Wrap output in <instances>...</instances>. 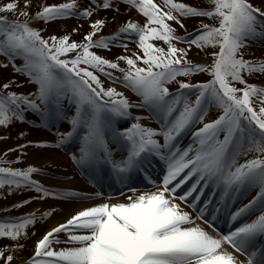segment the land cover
<instances>
[{"label":"snow or ice","instance_id":"1","mask_svg":"<svg viewBox=\"0 0 264 264\" xmlns=\"http://www.w3.org/2000/svg\"><path fill=\"white\" fill-rule=\"evenodd\" d=\"M121 2L141 14L144 22L129 20L108 35H101L108 21L96 19L79 42L69 34L44 38L42 30L31 26L30 21L90 18L99 8H114L119 13L114 0H89L82 9L78 0L41 5L32 16L27 11L30 0H24L23 8L17 2L0 5V56L8 62L0 63V67L11 64L15 72L35 85V91L28 95L8 91L14 82L0 87V126L24 122V113L31 111L40 116L44 127L51 128L53 118L57 123L63 118L61 105L67 99L75 106V114L68 120L71 131L57 132L55 145L38 146L60 147L78 139L79 155L72 154V162L90 171L109 165L117 182L125 186L144 170L152 155L166 166L160 184L147 177L152 190L131 188L130 195L120 193L122 202H112L111 193L105 198L102 191L90 195L89 199L100 198L101 202L75 212L48 230L21 264H264V86L248 82V77L264 73V59L244 58V49L251 42L264 40V0L262 6L250 0H207L203 8L176 0H163L162 5L154 0ZM8 14L14 18L9 19ZM180 17H208L215 23H201L195 34L178 36L169 21L183 28ZM132 41L138 52L119 55L115 61L93 51L122 47L127 52ZM151 41H163L167 47ZM173 41L187 43L189 48H178ZM191 46L201 51L211 48L210 61L188 60ZM17 59L22 61L20 65L15 63ZM121 61L127 68L120 67ZM107 69L118 70L122 78ZM96 73L122 83L139 97L137 104H131L116 88H105ZM194 73H206L209 79L199 83L177 79ZM173 82L178 84L176 92H170L167 86ZM133 106L146 109L150 115L144 119L154 118L159 129L134 123L123 132L116 131L113 119L129 116ZM211 108L219 115L205 123ZM198 123L202 126L192 132V142L180 148L179 138ZM107 133L126 149V156L119 160L113 157L105 139ZM156 137H162L163 143ZM250 153L255 157L237 165L240 156ZM18 160L0 158V188L7 186L9 193L34 190L38 199L79 195L44 187L32 178L42 170L31 165L11 167ZM185 170L183 179L172 186ZM193 176L196 182L177 195V189ZM202 182L205 187L211 184L222 189L218 204L242 190H256L247 204L231 212L232 226L226 233L215 227L220 207L210 211L211 199L200 203L203 188L198 189V185ZM51 215L49 210L39 218ZM253 216L250 222L245 219L236 226L241 218ZM37 219V213L32 212L0 222V238L16 242L0 248L3 264H11L12 253L24 247L19 240L27 236V227ZM61 234H65L63 238ZM57 245L64 246L57 249Z\"/></svg>","mask_w":264,"mask_h":264},{"label":"rangeland","instance_id":"2","mask_svg":"<svg viewBox=\"0 0 264 264\" xmlns=\"http://www.w3.org/2000/svg\"><path fill=\"white\" fill-rule=\"evenodd\" d=\"M9 2H17L20 8H23L24 0H0V5L9 3ZM68 0H30V6L28 7L27 11L29 12V15L32 16L35 14L36 11L39 10V7L41 5H52V4H61L66 3ZM79 5L81 9L88 5L89 0H78ZM154 2L158 5H162L163 0H154ZM178 3H185L190 6L194 7H207V0H176ZM251 3H253L255 6H262V0H250ZM114 5L119 7V13H117L114 8L111 9H103L99 8L97 9L93 15L90 18H78L76 16H70L68 18L63 19H57L52 22L44 23L42 21H38L41 25L42 36L44 38H48L49 36L56 35L61 36L65 34L70 35V39L76 40L79 42L83 35L89 31V24L96 20V19H105L108 21L107 25L101 30V35H108L110 32L114 31L118 28V26L124 22H127L129 20H133L138 23L144 22V17L139 14L134 8H131L129 5L122 3L121 0H114ZM166 10V9H165ZM9 19H13L12 14H8ZM119 16H121L123 19L120 21L116 27H114L116 20L119 19ZM23 19V18H21ZM184 27H180L175 22L169 21L171 26L175 29V34L178 36H184L188 33L195 34L196 30L200 27L201 23L205 24H214L215 21L208 18V17H180ZM36 21V20H31ZM30 21V24H31ZM32 26V25H31ZM110 26V28H108ZM34 27V26H33ZM73 29H76V32H73ZM111 29V31H109ZM109 31V32H108ZM152 43L156 44L158 47H164L166 49L167 45L163 41H151ZM173 43L176 44L178 48H189L188 44H181L179 42L173 41ZM93 51H96L97 54L104 56L105 58L109 60H116V57L119 55H129L131 56L133 52H138L136 48V44L134 41L128 43V50L127 52L125 49L119 47H111L110 50H104V49H93ZM213 50L211 48H208L206 51H201L197 49L195 46H191L187 53V59L191 60L193 62H200L203 63L205 61H210L211 56L209 53H211ZM142 55V53H138ZM244 58L245 59H251V60H261L264 59V40L257 39L250 43V47H247L244 49ZM0 63H8L5 57L0 56ZM17 65H20L22 61L20 59H17L15 61ZM138 66L145 67L141 62H138ZM121 68H127V65L124 62H120ZM107 71H110L114 77H121L122 73L118 70H111L107 69ZM99 75V78L105 88L113 87L112 85L118 84L119 86H123L120 82H114L112 79L103 76L102 74L96 73ZM178 80H182L185 82H191V83H199V82H206L209 77L206 73H194L190 77H178ZM14 82L12 83L11 87L8 89V91H13L17 94H23L28 95L29 93H32L35 91V85L29 83L27 76L15 72L11 66V64L8 65V67H0V87H2L3 84ZM249 83H254L260 86H264V73H258L254 74L250 77H248ZM169 88V91L171 92L174 87H178V84L173 82L167 85ZM239 87L240 85H236ZM124 87V86H123ZM129 90V89H128ZM130 91V90H129ZM131 96L139 101V97H137L133 92L130 91ZM191 99H195V94L193 93L191 96ZM72 104H69L67 99H65L62 102L61 108L62 112L64 113L69 109V106ZM26 113V112H25ZM69 114L68 112L65 113V115ZM64 115V114H63ZM219 115L218 111L215 108H211L208 112V114L204 118V122H210L217 118ZM27 119L25 118L24 122L21 121H13L11 125L8 127L0 126V137H7V139H0V158L5 160H13L16 161L17 158H19L18 162L13 163L11 167L14 168H26V165H24V153L23 150H17V151H11L9 152L8 149H15L18 145H24L28 144L29 142L25 143L23 142L26 137V130H27ZM138 123V120L136 118H130L127 117H115L113 119V125L118 132H123L126 129L130 128L132 124ZM70 123L67 122V120H64L61 118L59 122L57 123L55 118L51 121V128H46V135L44 136V141L48 142V145H54L57 142V135L56 133H67L71 131V127L69 126ZM118 126V128H117ZM202 124H196L194 127H201ZM159 129V127L157 128ZM21 133H25L24 136H21ZM83 135V133H81ZM105 139L107 141V144L110 146H113L114 142L112 141L111 134L107 133L105 135ZM220 139H223V134L220 135ZM77 141V140H76ZM65 155L63 154L62 150L59 149L58 152L65 157V164L69 168H74L75 164L71 160V155L76 154L79 155V144L76 143L72 145L70 148L69 146H65ZM68 149V150H67ZM126 156L125 152H120V155L118 156L116 160L121 159L122 157ZM255 157V153H250L247 156H240L237 160V165L244 163L246 160L252 159ZM70 161V162H69ZM71 163V164H70ZM8 166V165H4ZM131 194V192H129ZM38 193H36L34 190H24V189H17L13 190L11 193H9L7 186L4 188H0V217L1 216H8L12 219L25 216L26 214L31 213V207L34 206L37 202ZM23 201H29V203L24 204ZM20 204V207H14V205ZM38 219L34 223V225H29L26 229L27 236L21 237L19 240V243L24 245L22 249H19L12 253L14 259L12 260L11 264H21V261H19L20 257H24V259H27L31 256V248L34 243V241L37 239L38 235H40L44 231V221L45 218H39L40 215H37ZM11 219V220H12ZM16 242L8 239V238H0V248H3L5 246L11 247ZM8 253L5 252V256ZM23 259V260H24ZM0 264H3V259L0 258Z\"/></svg>","mask_w":264,"mask_h":264},{"label":"bare ground","instance_id":"3","mask_svg":"<svg viewBox=\"0 0 264 264\" xmlns=\"http://www.w3.org/2000/svg\"><path fill=\"white\" fill-rule=\"evenodd\" d=\"M122 17L119 16V19L116 20V23L114 27L117 26V24L122 21ZM31 24L36 27L41 29V25L38 21H31ZM110 28V26H108ZM111 31V29H109ZM108 31V32H109ZM118 92H122L125 97L128 98L131 104L135 105L137 104L138 100L134 99L130 91L126 89L123 86H119L118 84L112 85ZM68 111V115H63L64 120H69L75 113V106L72 104ZM64 112V111H63ZM132 115L135 117H140L141 119L138 120V123H140L142 126L145 127H150L153 129H157L160 127V124L155 121V119H144L145 117H149V112L140 107H130L129 109V116L132 117ZM25 118L27 119V130H26V137L23 142L27 143L29 142L26 148L23 149L24 153V165L28 167L29 165L34 166L36 168H39L42 170V173H34L32 175V178L35 180H38L44 187L49 188L54 191H70V192H75L78 193L79 195L76 197L68 198V199H60V198H54L53 196H48L43 199H38L37 202L34 206L31 207V213L36 212L37 215H41L45 211L52 210V215L49 217L45 218V221L43 223L44 225V231L38 235L37 239L34 241L32 248H31V255L34 251V245L35 242L38 241L42 236L50 230L52 227L57 226L60 223L65 222L71 215L75 214V212L82 210L85 207L92 206L95 203L101 202L100 198L97 199H89L88 197L92 194H94L97 191H102L105 194V198L108 197V194L111 193V199L112 202H117L123 201L124 196H116V192L121 191L124 186L118 190H113L111 191H104L102 188L94 189L91 186H89L88 183H86V175L90 176L89 174L92 172L88 168L87 169H80L78 167L76 168H69L65 164L66 161L64 155L60 154L58 152L59 149L62 151H65L64 146H72L76 144V140H72L69 142L64 143L60 147H42L38 145L42 144H47L48 142L44 141V136L46 135V127L42 125L41 118L38 114L31 112V111H26L24 113ZM198 127H193L191 131L185 133L182 135L179 140L177 141V145L180 148L187 147L191 142H192V132H194ZM161 143H163V138L162 137H156ZM55 145V144H54ZM109 150L112 152L113 157L115 159L118 158L120 155V152H125L126 149L120 145L114 143L112 147H109ZM64 154V153H63ZM152 158L156 159L154 165L152 166H147L146 167V172H147V177H150L154 182L157 184H160L162 181V177L166 172V166L163 161L159 159V157L152 155L150 159ZM150 164V161L147 163ZM104 167V166H103ZM157 167V168H156ZM105 168V167H104ZM188 170H185L184 173L181 174L180 177L177 178L176 181L173 182V185L175 183H178L180 179H183L184 175L187 174ZM86 174V175H85ZM193 182L189 187L192 186L193 183L196 182L197 177L193 176L190 177L189 180H187L179 189H177V195H182L184 188L187 187L188 181L192 180ZM148 180V179H147ZM187 187L185 191L189 188ZM204 187L203 182L198 185V189ZM214 187V186H213ZM147 190H152L151 184L146 183L145 185H140V191H147ZM222 190V189H221ZM184 191V192H185ZM199 194V193H197ZM204 194V190L202 193V196ZM256 190L255 189H246L242 190L239 192V196H244L239 203H241L237 208L241 207L243 204H247L249 200L255 196ZM39 195V194H38ZM130 195V194H126ZM210 195V194H209ZM222 195V194H221ZM201 196V198H202ZM209 196H207L204 200H208ZM191 199V198H190ZM203 200V201H204ZM203 201L200 203L203 204ZM219 201H217L218 203ZM223 203V202H221ZM181 207H185L184 204L181 205ZM237 208H233L231 212L236 211ZM185 210L190 211V208L185 207ZM230 212V214H231ZM230 214L229 218H227V221L230 220ZM257 215L259 214L258 212L256 213ZM255 217H250L247 220L250 222V219H254ZM245 218H241L238 222L236 223V226L239 225V222L243 223L245 222ZM229 224V223H227ZM225 225L222 227V231L226 233L229 230V227ZM79 234V233H77ZM65 234H61V238L64 237ZM64 245H57V249L60 247H63ZM24 257H20V260H23Z\"/></svg>","mask_w":264,"mask_h":264},{"label":"trees","instance_id":"4","mask_svg":"<svg viewBox=\"0 0 264 264\" xmlns=\"http://www.w3.org/2000/svg\"><path fill=\"white\" fill-rule=\"evenodd\" d=\"M198 25H201V24H198Z\"/></svg>","mask_w":264,"mask_h":264}]
</instances>
